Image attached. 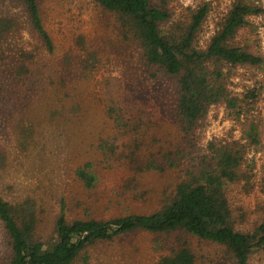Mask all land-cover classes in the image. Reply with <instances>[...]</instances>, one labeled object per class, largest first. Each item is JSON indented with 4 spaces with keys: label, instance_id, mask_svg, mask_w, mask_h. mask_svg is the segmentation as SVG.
Segmentation results:
<instances>
[{
    "label": "trees",
    "instance_id": "16d2710c",
    "mask_svg": "<svg viewBox=\"0 0 264 264\" xmlns=\"http://www.w3.org/2000/svg\"><path fill=\"white\" fill-rule=\"evenodd\" d=\"M91 1L114 18L126 41L137 45L141 66L150 77L171 78L182 174L159 207L149 213L106 221L71 219L63 199L52 231L46 236L38 231L37 203L30 198L12 201L0 191V225L9 250L3 264L88 263L90 246L136 232L150 234L158 241L162 252L154 264H252L264 248V221L248 226L243 210L232 206L229 187L243 178L249 183L250 175L243 166L249 148L260 143L264 115L256 110L260 92L255 87L237 92L231 86L236 75L232 71L264 63L263 55L236 42L239 32L252 26L250 17L263 14L264 8L236 0L201 47L197 35L207 16L205 6L193 10L187 22L181 23L173 18L172 0ZM42 2L0 0V135L6 124L16 119L13 110L19 111L16 124L22 144L29 142L28 129L30 135L33 132L27 122L34 101L46 97L49 105L60 103L72 81L89 79L101 63L82 35L75 41L77 51L70 48L56 61L47 58L55 52V44L44 23ZM12 8L20 11L13 12ZM24 26L37 40V47L11 48L13 38ZM213 106H223L232 120L246 127H242L240 139L212 140L202 152L197 132ZM50 111L53 117L55 106ZM106 114L126 136L142 130L146 121L142 113L136 115L118 105H109ZM114 142L111 136L101 138L94 158L74 170L75 179L86 189L95 188L100 164L112 167L126 163L137 172L163 170L158 158L147 160L137 154L138 143L132 146L122 142L120 150ZM164 159L178 165V158ZM2 161L5 151L0 146V166ZM134 178L129 180L131 186ZM173 235L179 243L168 246ZM190 237L215 246V253L199 257L189 245Z\"/></svg>",
    "mask_w": 264,
    "mask_h": 264
},
{
    "label": "rangeland",
    "instance_id": "374dc122",
    "mask_svg": "<svg viewBox=\"0 0 264 264\" xmlns=\"http://www.w3.org/2000/svg\"><path fill=\"white\" fill-rule=\"evenodd\" d=\"M235 1L172 0L170 4L174 20L181 23L187 22L193 10L207 8L197 35L198 44L203 47ZM244 1L264 8V0ZM42 16L55 44V52L47 58L56 61L70 48L77 51L75 41L82 35L101 63L89 79L72 81L60 103L49 105L46 97L34 101L27 122L33 131L31 135L29 129L27 132L29 142L33 140L31 144L19 142L21 134L16 123L20 114L13 110L16 119L8 122L0 135V146L5 151V161L0 166V191L12 201L30 198L37 203L38 231L43 236L51 233L63 199L65 212L71 219L106 221L155 210L179 181L183 170L178 155L181 137L173 122L171 78L150 77L141 66L137 45L126 41L114 18L104 14L91 0H43ZM250 21L252 26L239 32L236 42L264 56V13L251 16ZM36 45L37 40L26 26L11 42V48L24 46L32 50ZM232 72L236 75L231 87L237 92L247 87L260 92L256 110L264 115V63L260 67H238ZM109 105L125 107L136 115L142 113L146 117L143 129L127 136L119 132L106 114ZM54 106L56 112L50 117V107ZM242 127L246 126L232 120L223 106H213L197 132L198 146L205 152L212 140L240 139ZM261 130L260 143L249 148L243 166L250 175L249 183L243 178L229 187L232 206L243 210L248 226L264 221V120ZM109 136L115 138L120 150L122 142H130L132 146L138 143L137 154L147 160L158 158L163 170L137 172L126 163L112 167L100 164L96 168L95 188L86 189L75 179L74 170L93 159L98 141ZM164 156L178 158V165ZM133 178L131 186L129 180ZM177 239L176 235L168 238V246L178 245ZM188 241L199 257L215 253V246L195 237ZM157 243L154 236L144 232L124 234L90 246L88 263L75 264H154L162 252ZM8 256L0 225V264ZM252 264H264V248L255 255Z\"/></svg>",
    "mask_w": 264,
    "mask_h": 264
}]
</instances>
